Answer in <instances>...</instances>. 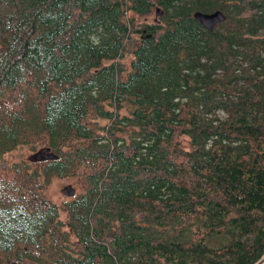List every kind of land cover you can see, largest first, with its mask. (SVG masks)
<instances>
[{
  "label": "trees",
  "instance_id": "1",
  "mask_svg": "<svg viewBox=\"0 0 264 264\" xmlns=\"http://www.w3.org/2000/svg\"><path fill=\"white\" fill-rule=\"evenodd\" d=\"M263 260L264 0H0V264Z\"/></svg>",
  "mask_w": 264,
  "mask_h": 264
},
{
  "label": "water",
  "instance_id": "2",
  "mask_svg": "<svg viewBox=\"0 0 264 264\" xmlns=\"http://www.w3.org/2000/svg\"><path fill=\"white\" fill-rule=\"evenodd\" d=\"M194 17L209 30H214L218 23L225 19L224 14L219 10L209 13L197 11L194 13ZM55 159H57V155L49 147H41L28 156V160L32 162ZM60 192L66 197H72L76 190L72 184H66L61 188ZM262 264H264V261Z\"/></svg>",
  "mask_w": 264,
  "mask_h": 264
},
{
  "label": "rangeland",
  "instance_id": "3",
  "mask_svg": "<svg viewBox=\"0 0 264 264\" xmlns=\"http://www.w3.org/2000/svg\"><path fill=\"white\" fill-rule=\"evenodd\" d=\"M31 153H29L27 150H22L16 152L14 155L10 156V158L13 160L18 159L19 156H23L24 158H27ZM75 182H78V180L71 178H53L52 181L47 186V194L49 198L55 204L61 205L67 199V197L60 192L61 188L66 184H72L76 188L78 186ZM63 215L64 214H61V216Z\"/></svg>",
  "mask_w": 264,
  "mask_h": 264
}]
</instances>
